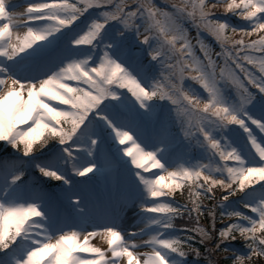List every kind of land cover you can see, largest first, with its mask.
<instances>
[{"label": "snow or ice", "instance_id": "snow-or-ice-1", "mask_svg": "<svg viewBox=\"0 0 264 264\" xmlns=\"http://www.w3.org/2000/svg\"><path fill=\"white\" fill-rule=\"evenodd\" d=\"M0 142V264H264V0H0Z\"/></svg>", "mask_w": 264, "mask_h": 264}, {"label": "rangeland", "instance_id": "rangeland-1", "mask_svg": "<svg viewBox=\"0 0 264 264\" xmlns=\"http://www.w3.org/2000/svg\"><path fill=\"white\" fill-rule=\"evenodd\" d=\"M181 2V0H155V3L157 4V5H159L160 7H162V8H164V7H168L171 3H180ZM217 10V9H216ZM219 10L220 11H222V13H223V9L222 8H219ZM17 11H20V9H17ZM21 19H23V18H21ZM231 22L233 23V24H236V23H240L241 21L239 20V18L238 17H233V16H231ZM188 27H189V30H190V32H191V34L193 35V36H195V34H196V30H195V28L194 27H192L190 24L188 25ZM204 38V37H203ZM206 41H208L209 43H211L212 45H213V47L215 48V50L216 51H219V46L215 43V41L213 42L211 39H209L208 37H205L204 38ZM184 84H185V87L187 88V87H189V86H191V87H193V88H195L199 93H200V95L201 96H206L207 94H206V92H204V90L197 84V83H195L194 81H192L190 78H186L185 79V81H184ZM231 94V93H230ZM161 116L163 117L164 116V113H161ZM2 145H4V143L3 142H0ZM126 143H130V142H126ZM6 145V144H5ZM5 147V146H4ZM10 147V146H9ZM106 149H108V150H110V145H105L104 146ZM10 150H11V156L10 157H2V156H0V160H4V159H7V158H11L12 157V155H13V153L15 152V150L14 149H12L11 147H10ZM192 155L194 156V157H198L199 155H200V153H199V150H194L193 151V153H192ZM43 160V159H42ZM42 160H40V161H42ZM40 161H38V160H36V162H40ZM151 171H155V169H152ZM26 172H27V178H28V180H29V182L30 183H32V182H35V183H37L41 188H43L45 191H47V192H49L53 197H59L60 196V188H59V184H54V186H52V185H49V184H44L43 183V181L42 180H44V179H48V181H51L52 182V180H54V179H50V178H46V177H43V179H41L40 178V176H38V175H36L34 172H33V170H32V165H29L28 166V168L26 169ZM37 173H39V171L37 172ZM41 179V180H40ZM48 183V182H47ZM96 190L97 191H102L103 190V185H101V184H98L97 186H96ZM177 191H179V190H177ZM216 191H217V193H219V192H223V190H220V189H216ZM180 192V191H179ZM170 199V198H169ZM57 203H58V205L60 206V202H59V199H57V201H56ZM71 210V209H70ZM244 211H246V212H248L249 210H247V209H245ZM134 212H135V210L133 209V210H130L129 211V214H128V216H127V218H126V224H131V223H133V221L135 220V216H134ZM226 221H227V219H226ZM92 244H94L95 246H99V247H103V248H106L107 247V242H106V240H104V239H101L99 236H97V237H94L91 241H90ZM226 243H230V242H225V245H228V246H230L229 244H226ZM224 245V246H225ZM234 249H240L241 251H246L247 249L244 247V242L243 241H241L240 243H239V246L238 247H233ZM143 250V249H142ZM211 251V242H209V251H205L204 253H203V255L205 256V257H203L201 260H195L198 264H216V262L211 258V256H209V252ZM218 252L216 251V252H214V254H217ZM216 257L214 256V259H215Z\"/></svg>", "mask_w": 264, "mask_h": 264}, {"label": "trees", "instance_id": "trees-1", "mask_svg": "<svg viewBox=\"0 0 264 264\" xmlns=\"http://www.w3.org/2000/svg\"><path fill=\"white\" fill-rule=\"evenodd\" d=\"M218 11H220L219 9H217ZM0 148H1V143H0ZM216 191V190H215ZM220 194H222L221 192H219ZM216 195H218L217 191H216ZM187 197H188V186L185 185L184 189H183V194H181V192L177 191L174 195V197H172V199L180 202V203H184V202H187ZM213 201H209L207 199L204 200V204L205 205H210L212 204ZM217 216H218V220L221 219L220 216H219V210L217 211ZM175 223L178 225V229L180 230L179 226L181 225H184V224H188L189 227H193L195 226V222L194 220H186V219H182V218H177ZM210 224H211V221H210V218L207 217V215L205 214V216H202L201 217V226L203 227H206V228H210ZM181 231V230H180ZM182 234V232H181ZM187 235H194V233L192 232H188ZM191 243L195 246V247H198L201 249V252L204 253L205 252V245H201L199 242H198V239L197 240H194V241H191ZM189 257L191 258H195V256L192 254V253H189ZM203 257H205L204 255H202L201 257H199L198 259H202ZM197 258V257H196ZM230 259H225V260H222L219 259L218 262L220 264H231L230 263ZM258 264H260V262H258Z\"/></svg>", "mask_w": 264, "mask_h": 264}]
</instances>
